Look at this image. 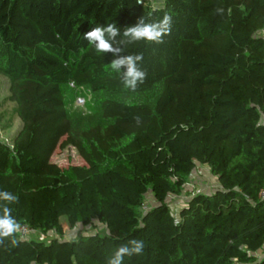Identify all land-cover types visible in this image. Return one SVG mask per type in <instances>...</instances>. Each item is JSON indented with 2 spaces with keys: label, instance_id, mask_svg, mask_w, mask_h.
Listing matches in <instances>:
<instances>
[{
  "label": "trees",
  "instance_id": "16d2710c",
  "mask_svg": "<svg viewBox=\"0 0 264 264\" xmlns=\"http://www.w3.org/2000/svg\"><path fill=\"white\" fill-rule=\"evenodd\" d=\"M166 14L163 44L125 47L148 73L135 92L83 39ZM261 31L264 0H0V75L21 121L0 139V190L19 197L7 206L31 233L57 235L5 238L0 264H105L130 239L145 248L124 264H264ZM66 147L84 163L52 162ZM197 164L218 186L173 214L167 199ZM61 217L93 232L64 240Z\"/></svg>",
  "mask_w": 264,
  "mask_h": 264
},
{
  "label": "clouds",
  "instance_id": "9594fccd",
  "mask_svg": "<svg viewBox=\"0 0 264 264\" xmlns=\"http://www.w3.org/2000/svg\"><path fill=\"white\" fill-rule=\"evenodd\" d=\"M223 12V8H218ZM172 30V17L164 15L157 21H151L145 16L138 18L133 26L126 27L123 32L114 24L96 26L83 34V39L92 45L97 53H111L115 57L110 63L112 72L121 76L125 89L135 92L139 85L147 79V70L141 65L144 57L142 53L123 54L125 47L138 42L147 44H163L164 37ZM0 245L9 238L15 243V235L20 231L21 224L12 215V208L7 204L19 202V197L11 192L0 190ZM145 243L143 240L130 239L126 244L118 246L105 260V264H124L125 257L140 256L143 254ZM237 258H233L235 261Z\"/></svg>",
  "mask_w": 264,
  "mask_h": 264
},
{
  "label": "rangeland",
  "instance_id": "374dc122",
  "mask_svg": "<svg viewBox=\"0 0 264 264\" xmlns=\"http://www.w3.org/2000/svg\"><path fill=\"white\" fill-rule=\"evenodd\" d=\"M259 34L264 36V31H261ZM8 88L9 82L7 78L3 75H0V139L4 142L10 143L16 131L20 128L21 121L14 113V106L12 102L7 100ZM77 95L79 94H76V96ZM87 98L89 97L87 96ZM73 105L74 107H79L76 106L74 102ZM84 107L85 101L83 106H80V108ZM7 121L9 122V127L3 128V125ZM51 161L63 168H66L71 165H82L84 163L82 159L78 156L75 149L72 147L56 148L51 156ZM217 186V179L211 174L209 168L207 166L197 164L195 169L192 171L191 175L187 179V182L184 184L182 193L176 197H168L167 203L169 204V207L171 208L173 214H176L177 210L182 205H184L193 194L210 193ZM153 204V199L151 198L150 194H147L145 196L144 209L149 208ZM60 222L64 226V232L62 236V239L64 240L74 239L80 234L85 235L88 232H93L91 228H84L79 223L76 224L74 227H69L65 217H61ZM97 229L100 230L101 226H98ZM28 236L36 237L39 239H46L55 236L57 237L54 231H50L46 235H41L36 232H30ZM258 255L260 256L261 252H259Z\"/></svg>",
  "mask_w": 264,
  "mask_h": 264
},
{
  "label": "built area",
  "instance_id": "2783aa9c",
  "mask_svg": "<svg viewBox=\"0 0 264 264\" xmlns=\"http://www.w3.org/2000/svg\"><path fill=\"white\" fill-rule=\"evenodd\" d=\"M69 87L70 88H73L75 89L76 86L75 84L71 81L68 83ZM84 97L82 95H77L75 100H74V104L76 106H83L84 104ZM260 196L262 198H264V190H262V192L260 193ZM31 232V230L25 225V224H21V229L20 231L18 232V234L20 235L21 238H27L28 237V234Z\"/></svg>",
  "mask_w": 264,
  "mask_h": 264
}]
</instances>
